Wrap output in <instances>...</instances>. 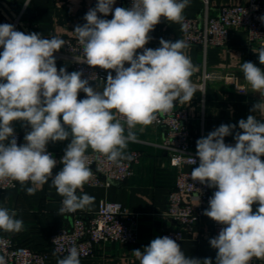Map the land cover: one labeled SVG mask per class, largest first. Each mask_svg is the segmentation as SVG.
<instances>
[{
  "label": "clouds",
  "instance_id": "obj_1",
  "mask_svg": "<svg viewBox=\"0 0 264 264\" xmlns=\"http://www.w3.org/2000/svg\"><path fill=\"white\" fill-rule=\"evenodd\" d=\"M189 2L132 0L130 8L115 7L113 11L115 0H98L86 13V23L73 32L84 53L79 62L115 72V76L108 72L102 91L82 79L81 71L57 69L54 53L65 45L63 39L0 25V181L10 179L22 187L30 182L33 187H27L26 193L33 195L35 186L51 179L63 198L59 215L92 205L95 197L77 195L92 176L87 150L91 148L114 163L133 159L127 148L137 141L136 127L151 125L157 114L169 113L177 101L190 103L198 90L191 80L194 66L184 53L186 41L161 38L160 47H145L162 17L187 29L183 11ZM110 13V20L98 15ZM138 49H143L142 53L138 54ZM258 59L264 65V47L258 50ZM126 63L130 66L125 67ZM241 71L252 90L264 94V69L244 62ZM81 91L86 98L78 100ZM250 111L264 113V103H256ZM14 121L31 128L19 146ZM238 127L242 132H236L234 146L227 145L224 138L236 125H221L198 139L199 165L190 173L193 180L216 189L204 212L225 226L209 241L217 250L215 264L264 259V122L249 115L239 120ZM69 137L71 142L60 161L62 170L53 175L57 161L46 146ZM191 162L196 164V159ZM254 204H258L255 211ZM16 217L15 211L0 207V230L22 231L24 222ZM134 254L140 264H213L211 258L186 257L168 236L153 239L143 252L135 250ZM79 257L73 246L57 264H80ZM0 264H7L2 255Z\"/></svg>",
  "mask_w": 264,
  "mask_h": 264
},
{
  "label": "crops",
  "instance_id": "obj_2",
  "mask_svg": "<svg viewBox=\"0 0 264 264\" xmlns=\"http://www.w3.org/2000/svg\"><path fill=\"white\" fill-rule=\"evenodd\" d=\"M212 12H217L225 5H245L248 0H208ZM98 0H30L26 5L25 0H0V25L12 24L13 18L19 19V30L25 34L37 33L44 38L57 37L77 38L73 32L77 25L86 23V13L94 8ZM202 0H190L184 9L183 15L195 16L203 10ZM101 18L111 19L98 14ZM180 24L161 18L159 24L149 33V43L146 48L156 49L160 47V39L175 42L180 39ZM261 47L251 45L248 33L241 28H231L226 46L208 47L206 50L198 45L188 44L184 50L193 66L194 74L191 80L197 86V91L188 104H177L185 108L189 115L188 128L193 138L192 150L196 152L198 139L206 137L211 131L221 125H236L232 134L225 137L227 145H235L236 132H242L238 127L241 119H247L249 115H255L257 120L264 122V113L250 111L256 103H264V94L254 92L244 79L241 65L244 62H252L258 67V50ZM3 49L0 48V52ZM138 49L137 53H142ZM68 73L73 72L69 62H59ZM125 64V67H129ZM205 71H223L232 73L237 77L240 85L246 88L240 92L232 84L224 80L206 81L203 85ZM115 76V73L113 74ZM106 81L89 80V85L102 91ZM86 98L82 91L78 93V100ZM15 134L20 135V145L24 144V136L30 131V126L22 121L12 123ZM137 141L129 143L127 153L137 150L141 153L139 162L134 166L133 175L125 182H112L108 185H83V189L77 190V195L88 194L95 197L92 205L79 210L83 215L89 216L97 211L101 200L119 202L133 212L138 213V238L136 242L122 244L117 242H105L97 245L96 254L89 257H79L80 264H140L134 251L144 248L150 242L163 237V232L178 227V223L167 215L168 195L175 186L176 168L170 164L167 151L163 148L162 140L165 130L156 125L140 126L134 130ZM71 137L65 141L49 142L47 145L54 151V159L57 161L53 169V175L62 170L60 163ZM7 143V142H6ZM87 152H95L91 148ZM264 161V157H261ZM197 166L183 165V169L192 170ZM27 187H33L29 182L23 187L19 184L15 187L0 188V207L15 211L18 219L23 220V230L4 232L0 230V236L9 234L20 244L28 245L33 250L49 251V235L60 225H69L70 218L59 215L61 200L52 181L41 186H35L33 195L26 193ZM182 200L195 205L187 193H183ZM253 211L258 207L254 204ZM212 219L205 217L201 222L184 227V237L178 242L186 257L203 261L211 258L215 264L217 250L212 248L209 241L212 239ZM50 251L44 264H57L58 259L63 258ZM258 264H264V259H259Z\"/></svg>",
  "mask_w": 264,
  "mask_h": 264
},
{
  "label": "built area",
  "instance_id": "obj_3",
  "mask_svg": "<svg viewBox=\"0 0 264 264\" xmlns=\"http://www.w3.org/2000/svg\"><path fill=\"white\" fill-rule=\"evenodd\" d=\"M203 10L195 16H184L187 29L180 26V39L187 44L198 45L206 50L208 47L226 46L231 28H241L247 31L251 45L264 47V0H248L245 5H225L217 12H212L208 0H202ZM132 0H115V7L130 8ZM113 18L112 13L108 15ZM19 30V19L14 17L12 24ZM66 43L54 53L56 67L59 62H69L72 71H81L82 79L106 81L109 71L99 67H90L81 63L84 59L82 46L77 38H64ZM115 72L112 71V75ZM229 78H232L231 80ZM224 80L232 84L240 92L246 88L240 85L237 77L223 71H205L203 85L206 81ZM189 115L185 108L175 102L169 113L157 114V119L152 125L160 126L165 130L162 146L167 151L170 164L176 168L175 186L168 195L167 215L178 223L175 229L163 232V237L168 236L177 243L184 237V227L201 222L209 208V200L216 191L206 184L193 180L190 176L192 170L183 169V165L198 166L199 160L196 152L192 150L193 138L188 128ZM18 146L20 135L15 134ZM47 152L54 157V151L46 146ZM131 160H122L119 163L109 161L107 157L97 152H86L87 164L92 171V176L87 182L89 185H108L112 182H125L134 172V166L139 162L141 153L132 150L128 153ZM191 158L196 159L192 164ZM175 161V163H173ZM19 182L12 180L0 181V188L18 186ZM183 193L190 195L195 205L182 200ZM62 206V200L60 208ZM70 218L69 225H60L49 235V251L33 250L28 245L17 243L9 234L0 236V255L4 256L7 264H44L50 251L60 256H66L68 249L75 246L80 252V257H89L96 254L97 245L105 242L130 244L138 238V213L131 211L119 202L101 200L97 211L89 216L83 215L79 210L74 213H65ZM212 237L218 236L225 227L212 220ZM259 259L253 258L249 264H258Z\"/></svg>",
  "mask_w": 264,
  "mask_h": 264
},
{
  "label": "water",
  "instance_id": "obj_4",
  "mask_svg": "<svg viewBox=\"0 0 264 264\" xmlns=\"http://www.w3.org/2000/svg\"><path fill=\"white\" fill-rule=\"evenodd\" d=\"M24 33V32H23Z\"/></svg>",
  "mask_w": 264,
  "mask_h": 264
}]
</instances>
